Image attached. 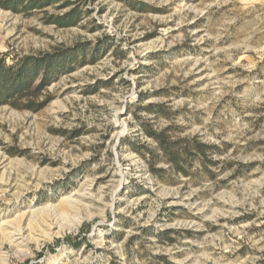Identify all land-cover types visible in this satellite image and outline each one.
<instances>
[{
  "label": "rangeland",
  "instance_id": "374dc122",
  "mask_svg": "<svg viewBox=\"0 0 264 264\" xmlns=\"http://www.w3.org/2000/svg\"><path fill=\"white\" fill-rule=\"evenodd\" d=\"M7 1V63L106 37L114 45L49 86L41 111L0 108V162L10 177L0 220L13 225L35 210L42 222L49 208H66L64 198L87 194L67 218L80 221L76 230L36 236L25 251L6 243L0 264H262L264 0H133L148 12L125 0H36L49 5L19 13L3 8ZM75 8L78 26L51 23ZM141 121L226 148L209 166L216 178L201 160L191 177L169 171L174 184L153 175L129 144L156 146ZM164 231L173 243L157 236Z\"/></svg>",
  "mask_w": 264,
  "mask_h": 264
},
{
  "label": "trees",
  "instance_id": "16d2710c",
  "mask_svg": "<svg viewBox=\"0 0 264 264\" xmlns=\"http://www.w3.org/2000/svg\"><path fill=\"white\" fill-rule=\"evenodd\" d=\"M125 1H128L135 10L148 12L146 7L137 1ZM48 5L36 0H10L3 3V8L19 13L21 10H41ZM69 6L71 3H67L64 7ZM80 22L81 15L76 8L67 15L56 17L51 21L60 29L76 27ZM97 28L94 26L93 30ZM113 45L110 37H106L96 46L80 43L69 48L55 49L52 52L12 57L11 63H7L6 57L2 56L0 58V108L9 106L18 110L41 111L51 101L49 96L39 101L49 86L65 75L87 65L96 64ZM144 109L153 112L156 116L169 118L166 110L161 106L150 105ZM140 124L142 131L156 143V146L152 148L145 145L138 146L132 140H129V144L147 161L153 175L174 184L175 179L165 177L169 171L177 176L191 177L194 174L192 173L194 163L201 160L204 164V172L210 179L216 178L217 174L209 166L219 162L216 158L225 155L226 148L221 149L215 145L204 144L196 137H174L170 126L158 131L144 121ZM160 162L166 163L169 168L157 169L156 166ZM169 233L164 231L157 236L173 243V239L168 236ZM261 263L264 264V259Z\"/></svg>",
  "mask_w": 264,
  "mask_h": 264
},
{
  "label": "bare ground",
  "instance_id": "6f19581e",
  "mask_svg": "<svg viewBox=\"0 0 264 264\" xmlns=\"http://www.w3.org/2000/svg\"><path fill=\"white\" fill-rule=\"evenodd\" d=\"M4 163V162H3ZM3 163L0 162V172L3 170L0 176V186L5 187L10 184V177L8 176V172L5 169L6 167H2ZM8 188V187H7ZM77 194L70 195L63 199V204L66 205V208H60L63 211L58 213V210H53V208H49L47 210V218H45L42 222L35 220L34 216L36 211L29 210L24 214L17 217V223H13V225H9L7 222H4L2 219L0 220V234L3 235L4 239L0 242V260L2 263H6V258L1 252L2 247L8 243L11 246L15 247L17 250L28 249L29 243L33 240L34 237L40 236L45 238H53L55 235H61L64 230L73 231L76 230L80 221L73 225L67 220L69 218V214L73 211H78L77 207H79L84 202V198L87 194L76 196ZM65 210H68L64 212ZM46 211V210H45ZM52 215V216H51ZM62 219L66 220L68 223L63 224ZM55 230H57L55 232ZM37 232V233H35ZM35 240V239H34ZM27 252V251H26ZM21 253V252H20ZM24 253V252H22Z\"/></svg>",
  "mask_w": 264,
  "mask_h": 264
}]
</instances>
